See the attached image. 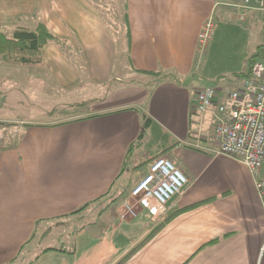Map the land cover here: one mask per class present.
Listing matches in <instances>:
<instances>
[{
    "label": "crops",
    "instance_id": "crops-1",
    "mask_svg": "<svg viewBox=\"0 0 264 264\" xmlns=\"http://www.w3.org/2000/svg\"><path fill=\"white\" fill-rule=\"evenodd\" d=\"M223 22L246 27L243 38ZM40 23L64 42L43 49L44 66L0 64V108L18 89L14 109L30 116L0 118L17 134L0 152V264H19L40 231L52 240L29 264H264L255 180L216 154V109L196 111L204 89L244 86L233 76L264 46V0H0L1 33ZM160 155L189 184L159 224L125 203Z\"/></svg>",
    "mask_w": 264,
    "mask_h": 264
},
{
    "label": "built area",
    "instance_id": "built-area-1",
    "mask_svg": "<svg viewBox=\"0 0 264 264\" xmlns=\"http://www.w3.org/2000/svg\"><path fill=\"white\" fill-rule=\"evenodd\" d=\"M253 1L245 0V4L249 6ZM215 29L214 21L209 20L198 36L199 43H208ZM212 109H216L218 117L213 130L218 145L216 154L231 158L250 171L264 207V179L261 177L264 167V61L255 64L252 78L239 89L222 93L209 87L199 92L197 113L204 116ZM188 184L187 177L172 161L159 158L150 165L130 196L153 219H158L167 215L171 202L184 193ZM125 205L132 213L128 202Z\"/></svg>",
    "mask_w": 264,
    "mask_h": 264
},
{
    "label": "trees",
    "instance_id": "trees-1",
    "mask_svg": "<svg viewBox=\"0 0 264 264\" xmlns=\"http://www.w3.org/2000/svg\"><path fill=\"white\" fill-rule=\"evenodd\" d=\"M51 42L64 44L63 41L58 40L42 23H40L36 29L19 27L11 37L0 32V63L10 66L42 68L44 66L43 49ZM263 55L264 46H261L255 54L247 59V71L239 75L236 74L233 77L241 80L251 79L253 68L257 62L262 61ZM2 124L3 123H0V125ZM142 139L143 135L140 136L137 142L131 145L127 157L134 154V152L141 147ZM161 156L163 155L157 157ZM87 207L88 206H85L76 213H81ZM50 250L52 249H47L43 253ZM70 253L73 254L74 252L71 251ZM40 256H38L37 259Z\"/></svg>",
    "mask_w": 264,
    "mask_h": 264
},
{
    "label": "rangeland",
    "instance_id": "rangeland-1",
    "mask_svg": "<svg viewBox=\"0 0 264 264\" xmlns=\"http://www.w3.org/2000/svg\"><path fill=\"white\" fill-rule=\"evenodd\" d=\"M226 26H228L229 30L231 31L232 36H234L236 38L237 37L243 38V32L240 28H246V27L239 25L235 22L231 23V24L227 23L226 25L223 22V25L221 26L222 30L227 31L228 28L226 29ZM252 26H253V31H254V25H252ZM257 27L259 29L260 24H258ZM247 28H249V26ZM12 67H21V66H12ZM213 83L211 85H213ZM206 85H210V84L207 83ZM1 98H3V97H0V105L3 103V100ZM21 98H22V95L18 89H15L14 91H12L11 94L9 95V100H7L6 103H4L5 105L2 108H0V118L6 119V120H12V121H22V120L24 121L27 118H29L30 116L27 114L26 109H24V108H21L19 110L14 109L15 108L14 103L16 101L20 100ZM0 123H3L2 125H0V152H1L3 150L7 149V147H9L12 144L13 140L11 139V136H15V138H17V134L15 133L14 135H12V133H10V130H7V126L10 127L12 125L11 123H7L4 120L0 121ZM159 158H167V157H165V156L155 157L150 161V165L155 161V159L157 160ZM150 165H149V167H150ZM147 172L148 171H146V173ZM137 203L138 202L134 199H132V201L130 203H128L130 209L132 210V213L130 212L129 214H131V215L136 214V210L134 209V205ZM162 218L153 219V221L157 220L160 224L162 222ZM84 223H85L84 221L76 222L77 228H80L81 226L84 228V226H83ZM59 227L60 228H58V231H57V238H59V239L61 238V241H60V243L57 242V244L58 245H66V247H68L67 245L69 244V242L71 240H68L67 236H64V233H63L64 229L62 228V225ZM41 233H42V231H40L38 237L33 236V238L30 239L29 244H25V246H23V248L21 249V253L22 252L23 253H22L21 257L17 258V260H19L18 261L19 264H29L31 259H34V257L41 251V249H43L45 247V243H47L49 240H52L51 237L47 238V239L45 237H42ZM60 236H62V237H60ZM71 251H74V250H71ZM32 264H33V262H32Z\"/></svg>",
    "mask_w": 264,
    "mask_h": 264
}]
</instances>
